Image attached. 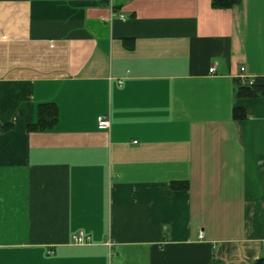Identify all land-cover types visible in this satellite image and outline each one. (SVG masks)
I'll use <instances>...</instances> for the list:
<instances>
[{
  "label": "crops",
  "instance_id": "1",
  "mask_svg": "<svg viewBox=\"0 0 264 264\" xmlns=\"http://www.w3.org/2000/svg\"><path fill=\"white\" fill-rule=\"evenodd\" d=\"M240 75L264 77V0H0V264H253Z\"/></svg>",
  "mask_w": 264,
  "mask_h": 264
},
{
  "label": "trees",
  "instance_id": "2",
  "mask_svg": "<svg viewBox=\"0 0 264 264\" xmlns=\"http://www.w3.org/2000/svg\"><path fill=\"white\" fill-rule=\"evenodd\" d=\"M233 1L234 0H212L213 4L215 5H219V4L221 5V4L229 3ZM236 87L237 89L235 91V95L238 97H253V96L263 95L264 94V77H261V76L253 77V80L251 81L249 85H243L237 79ZM42 114L40 115V120L42 124L41 126L45 127V126L50 125L53 119L50 116H49L50 118L43 119L44 115ZM243 116H244L243 113H240L239 115L236 114L237 118H241ZM208 264H222V262L218 259L211 257ZM253 264H264V255H260L259 257H257Z\"/></svg>",
  "mask_w": 264,
  "mask_h": 264
},
{
  "label": "built area",
  "instance_id": "3",
  "mask_svg": "<svg viewBox=\"0 0 264 264\" xmlns=\"http://www.w3.org/2000/svg\"><path fill=\"white\" fill-rule=\"evenodd\" d=\"M239 70L241 71L242 68H239ZM214 72V67H209L208 68V73H213ZM238 80L240 81L241 84L243 85H249L251 83V81L253 80V78L251 77H244V76H239ZM96 124L99 128H107L108 127V119L104 116H98L96 118ZM84 236L81 232H78L77 235H75L73 237V241L80 244L84 241ZM87 239V238H86Z\"/></svg>",
  "mask_w": 264,
  "mask_h": 264
}]
</instances>
